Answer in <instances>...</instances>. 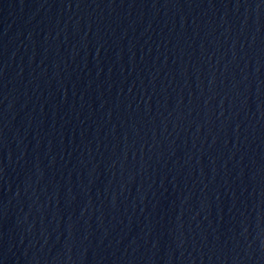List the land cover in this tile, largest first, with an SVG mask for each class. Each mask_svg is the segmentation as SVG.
Listing matches in <instances>:
<instances>
[{"label": "water", "instance_id": "95a60500", "mask_svg": "<svg viewBox=\"0 0 264 264\" xmlns=\"http://www.w3.org/2000/svg\"><path fill=\"white\" fill-rule=\"evenodd\" d=\"M0 264H264V0H0Z\"/></svg>", "mask_w": 264, "mask_h": 264}]
</instances>
